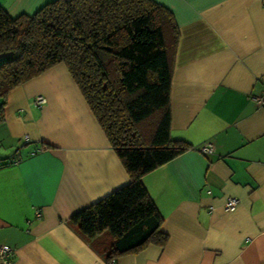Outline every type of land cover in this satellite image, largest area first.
I'll use <instances>...</instances> for the list:
<instances>
[{
    "label": "crops",
    "instance_id": "1",
    "mask_svg": "<svg viewBox=\"0 0 264 264\" xmlns=\"http://www.w3.org/2000/svg\"><path fill=\"white\" fill-rule=\"evenodd\" d=\"M47 1L0 5L13 17ZM155 1L179 31L170 136L190 144L141 177L165 243L108 261V233L86 239L68 224L129 176L58 63L13 87L0 118V245L13 264H264V105L253 98L264 88V0ZM229 196L239 202L225 211Z\"/></svg>",
    "mask_w": 264,
    "mask_h": 264
},
{
    "label": "trees",
    "instance_id": "2",
    "mask_svg": "<svg viewBox=\"0 0 264 264\" xmlns=\"http://www.w3.org/2000/svg\"><path fill=\"white\" fill-rule=\"evenodd\" d=\"M178 38L155 0H51L13 17L0 5V118L13 87L63 63L129 176L67 220L86 239L108 233V261L167 239L141 177L190 147L170 136Z\"/></svg>",
    "mask_w": 264,
    "mask_h": 264
},
{
    "label": "built area",
    "instance_id": "3",
    "mask_svg": "<svg viewBox=\"0 0 264 264\" xmlns=\"http://www.w3.org/2000/svg\"><path fill=\"white\" fill-rule=\"evenodd\" d=\"M257 104L264 105V88L259 95L253 97ZM46 102V98L43 95H36L33 99V103L35 105H41ZM213 147L211 143H206L200 147L201 152H211ZM239 202V198L237 196H229L223 203V209L225 211L233 210L237 203ZM35 214L39 215V211L35 210ZM12 249L8 245H0V264H13V261L9 258Z\"/></svg>",
    "mask_w": 264,
    "mask_h": 264
}]
</instances>
